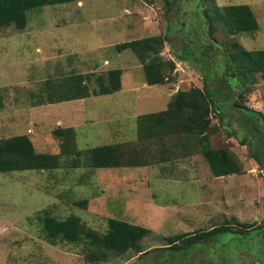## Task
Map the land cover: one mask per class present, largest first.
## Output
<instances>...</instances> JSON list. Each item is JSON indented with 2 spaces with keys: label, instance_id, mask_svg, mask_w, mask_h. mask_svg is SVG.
Returning a JSON list of instances; mask_svg holds the SVG:
<instances>
[{
  "label": "rangeland",
  "instance_id": "rangeland-1",
  "mask_svg": "<svg viewBox=\"0 0 264 264\" xmlns=\"http://www.w3.org/2000/svg\"><path fill=\"white\" fill-rule=\"evenodd\" d=\"M175 3L181 7L176 15L175 10L166 12L163 0H82L32 9L25 31H0V89L5 98L0 139L28 135L38 152L61 155L62 141L53 131L73 127L78 150L115 144L130 151L127 158L136 149L152 158L145 167L94 169L84 158L75 167L74 158L61 156L55 170L0 172V264H166L134 251L123 258L93 262L82 244L52 245L42 236L38 216L43 210L59 219L78 216L101 233L107 231L110 219L149 228L152 232L142 242L145 251L168 246L167 238L177 234L264 224V174L247 147L224 130L212 134L211 146L233 150L244 169L220 178L201 154L189 157L180 145L175 146L180 150L176 155L167 153L163 159L160 145L170 147L175 138L142 142L137 136L139 116L164 110L172 93L204 83L196 62L176 55L183 43L184 55L200 60L208 75L222 73L228 55L237 49L264 50V0ZM232 4L250 5L259 30L233 34L232 26L221 18L222 7ZM203 5L212 13L210 17ZM174 16L178 17L174 20ZM210 22L219 44L210 36ZM167 33L171 41H166L160 54L164 60L175 61V80L162 87L149 86L138 56L131 50L118 53L115 45ZM113 69L123 71L119 92L40 103L66 76L91 74L97 87L94 79ZM253 88L242 101L264 113V78ZM212 120L218 124L214 113ZM261 244L256 238L249 240L248 251L237 252L243 255L237 264H264ZM232 250L221 243L209 249L198 247L181 264H231L228 253Z\"/></svg>",
  "mask_w": 264,
  "mask_h": 264
},
{
  "label": "trees",
  "instance_id": "trees-1",
  "mask_svg": "<svg viewBox=\"0 0 264 264\" xmlns=\"http://www.w3.org/2000/svg\"><path fill=\"white\" fill-rule=\"evenodd\" d=\"M145 1L154 3L157 0ZM163 1L168 8L166 12L175 10L176 15L180 11L181 7L175 0ZM76 2L82 0H0V31L9 28L19 32L25 31L29 24L28 12L32 9ZM202 7L210 17L212 13L209 8H204V5ZM175 17L178 16H174V20ZM221 18L232 26L233 34H253L260 28L258 18L248 4L223 6ZM212 29L213 22H210V36L219 44L213 37ZM166 41H171L168 33L166 37L159 35L123 42L115 45V49L118 53L126 50L134 52L143 63L145 82L149 86L162 87L175 80L172 74L177 68L174 60H164L160 54ZM185 48L183 43L181 53L179 51L176 55L180 60L189 59L196 62L197 70L204 81L202 87L178 90L171 94L172 97L164 110L139 116L136 120L138 138L140 137L142 142L175 138V144H170V147L160 145L163 159L167 157V153L176 155L180 150L189 157L201 154L213 175L220 178L240 174L244 169L240 157L233 150L226 147L214 149L211 146L212 134L224 130L229 137L247 147L252 159L264 174V113L242 101L246 94L253 91V86L258 83L259 78H264V50L237 49L228 55L226 69L222 73L208 75L200 60L196 61L184 55ZM122 75V69H113L107 74L97 76L94 79L97 87L93 86L91 74L66 76L40 103L56 104L114 94L122 89ZM4 107L5 98L0 89V112ZM213 113L218 120L217 125L213 123ZM53 134L62 141L61 155L38 152L28 135L1 138L0 172L55 170L60 167L61 156L74 158L75 167H79L81 159L84 158L86 164L94 169H113L129 165L145 167L152 164V158H148L146 152L136 149L133 151V157L127 158L126 152L130 151L115 144L78 150L77 133L73 127H58ZM177 145L181 146L180 150L175 148ZM38 218L42 223V236L45 241L52 245L59 242L82 244L87 250L88 259L93 262L123 258L134 251L140 256L152 255V259L166 264H181L191 253L196 252L198 247L209 249L221 243L233 248L228 256L231 264H237V261L243 258V255L237 252L248 251L249 240L256 238L264 245V224L236 230L228 225L213 228L208 232L177 234L167 238L168 246L145 251L142 242L152 231L127 221L110 219L107 231L101 233L84 225L78 216L59 219L49 210H43ZM211 238L214 239L211 241Z\"/></svg>",
  "mask_w": 264,
  "mask_h": 264
}]
</instances>
